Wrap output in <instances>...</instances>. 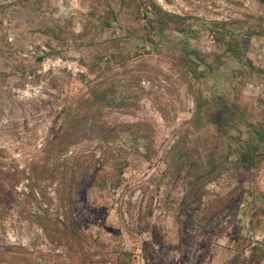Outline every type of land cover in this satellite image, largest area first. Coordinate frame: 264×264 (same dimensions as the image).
Wrapping results in <instances>:
<instances>
[{"label": "rangeland", "instance_id": "rangeland-1", "mask_svg": "<svg viewBox=\"0 0 264 264\" xmlns=\"http://www.w3.org/2000/svg\"><path fill=\"white\" fill-rule=\"evenodd\" d=\"M258 126L264 0H0V264H264Z\"/></svg>", "mask_w": 264, "mask_h": 264}, {"label": "trees", "instance_id": "trees-1", "mask_svg": "<svg viewBox=\"0 0 264 264\" xmlns=\"http://www.w3.org/2000/svg\"><path fill=\"white\" fill-rule=\"evenodd\" d=\"M229 48L232 54L235 56L241 57L242 52L240 51L239 44L237 42H229ZM199 56H197L198 58ZM200 61L201 58H198ZM196 99V105L198 111H202L205 108L206 101L204 100L203 96L201 94H197L195 96ZM227 114L229 118H233L234 115V109H231L230 107H226ZM264 144V127L258 126L253 129V134L250 136V138L245 142V144L242 146V150L239 154V162L248 167H258L260 164V155L261 153L259 150ZM212 157V156H211ZM210 171L213 172L217 168V163H215L214 158H210Z\"/></svg>", "mask_w": 264, "mask_h": 264}]
</instances>
